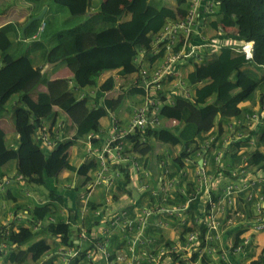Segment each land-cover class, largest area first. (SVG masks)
<instances>
[{
  "label": "trees",
  "instance_id": "1",
  "mask_svg": "<svg viewBox=\"0 0 264 264\" xmlns=\"http://www.w3.org/2000/svg\"><path fill=\"white\" fill-rule=\"evenodd\" d=\"M52 1L66 7L73 16L86 14L92 6V0ZM156 1L157 5L152 4L154 0H130L120 14L109 12L107 8L100 9L95 14H86L82 22L58 30L55 33V44L52 47L47 46L43 55L49 62L65 61L72 72V75L67 78L52 80L45 76L46 74L42 73L40 68L33 65L28 53L16 56L9 53L11 39L7 34L15 29V26L8 23L0 28L2 61L0 112L5 110V104L10 97L22 90L21 97L14 108L16 131L19 134L18 146L11 148L6 144L4 130L0 127V166L10 161L18 162L17 175H20L28 185L36 186L45 185L49 178L59 182L62 172L68 170L81 179V184L74 186L75 191L85 189L90 179L89 172L96 169L97 164L87 160L75 166L63 160V154L77 141L87 138L90 133L99 132L102 129L101 118L104 116H108L109 119L114 116L119 119L120 124L124 125L134 109L142 104L143 100L139 97L136 102L135 96L143 94V90L136 87L134 81L131 85H125L124 89L123 85L117 88L115 79L109 77L98 86V90L100 93L111 90L116 93V90H119L115 97H103L100 94L99 101L93 100L92 106L88 103V97L82 98L80 94L86 87H96L100 75L106 70L119 69L120 74L124 75L137 71L138 65L134 59L140 50H145V57L149 62L152 64L156 62L159 56L152 54L151 42L153 43L155 35L168 21L179 20L186 16L191 0H174V3L173 0ZM215 1L217 3L216 18L210 22V25L214 29L221 25L237 28L235 41L243 43L254 40L253 59H247L244 52L230 45H224L218 51H211L210 48L198 49V56L188 58L186 62V64H192L193 70L187 74L186 78L181 76L190 86L195 87L193 98L177 97L174 104H164L157 114L161 120L160 124L150 125L143 132L136 130L125 137L129 152L135 154H146L152 148L150 140L153 138L164 144L182 145L181 153L178 157H174L173 163L170 164L163 158L168 166L174 165L173 168L171 167L170 176H177L181 181L188 167L185 159L193 156L199 148L198 145L191 144L196 143L202 133L212 131L218 135L222 134L231 118L240 117L250 110L240 107L242 102H250L253 106L264 103V0ZM128 14L131 16L130 20L122 21V17ZM30 18L21 25L22 28L25 27L23 37L29 38L31 44H40L41 41L33 36L38 32L42 20H33L29 23ZM69 78L73 80V85L69 83ZM39 84H44L46 89L38 92V99L35 101L30 97V93L35 91ZM165 86H168V81L165 82ZM125 96L129 98L134 96L126 119L120 118L116 113L123 104ZM55 106L69 116L72 126L71 134L70 138L57 141L53 149L47 150L35 137L33 129L42 125V120L49 117H53L52 125L57 124ZM216 119H218V125L213 128ZM262 139L264 141V129ZM93 140L95 144L99 141V139ZM243 146H246V141L236 142L231 146L234 152H231V148L229 151L226 150L223 159L236 165L238 158L240 159L237 152ZM247 156L248 170L264 169V150L257 149L247 153ZM197 163L198 161L195 160L190 167L197 166ZM145 165L149 166L148 157L145 158ZM114 167H117L115 169L121 173L120 178L125 176L118 180L117 189L114 190L113 195L117 200L122 199L125 194L130 195L127 189L130 181L128 166L119 164ZM211 168V172L216 169L213 160ZM222 171L230 172V169L226 167ZM193 182L198 185L196 181ZM241 195L244 197V194ZM47 197L49 201H57L59 205L65 203L64 194L54 189ZM92 201L90 202L91 210L96 207ZM77 204L79 207L71 215L73 220L77 219L75 217L81 209V203L77 202ZM28 210L32 216L29 221L33 225L35 221L47 218L52 207L35 205ZM86 224L90 229L94 227L91 216L87 217ZM192 229L191 227L187 230ZM158 231L159 228H157ZM40 232H42L41 236L36 237V240L28 243L25 248H21L39 232L33 231L32 227L28 226H20L17 230L12 229L7 242L15 247L11 248L8 255L4 257L5 261L27 264L28 260H32L36 264H54L55 255L49 256L51 244L46 241L45 235L53 239L56 244L60 242L64 245H75L71 225L60 220V217L56 223L43 225ZM239 240L237 238L235 242L239 243ZM16 247L19 248L16 250ZM194 256L198 258L197 253ZM202 260L205 262L206 257ZM260 260L264 262V256L250 264H260Z\"/></svg>",
  "mask_w": 264,
  "mask_h": 264
},
{
  "label": "built area",
  "instance_id": "2",
  "mask_svg": "<svg viewBox=\"0 0 264 264\" xmlns=\"http://www.w3.org/2000/svg\"><path fill=\"white\" fill-rule=\"evenodd\" d=\"M216 8L215 0H191L184 18L168 21L155 35L152 54L159 56L156 62H149L145 57V50H141L135 58L140 68L134 84L143 90L140 95L142 104L134 109L124 125L112 116L107 130L101 129L87 136L88 161H94L97 167L89 172L90 179L85 189L73 191L74 199L82 204L79 218L73 220L66 208L59 211L60 220L74 226L77 237L74 239V246L61 244L50 254L56 256L54 263L237 264L236 258L245 257L252 248V234L264 231V169L248 170L247 160V153L257 149L264 150V103L259 104L257 109L244 112L240 117L231 118L222 134L212 131L206 133L197 144V152L185 159L188 168L195 160L198 161L196 182L197 179L199 182L191 195H186L184 189L179 187L183 185V180L170 176L172 168L164 159L157 164L158 170L154 172L150 166L145 165V159L144 162L141 160L140 154L129 152L125 140L127 135L136 130L143 132L150 125L160 124L157 114L164 104H174L177 97L193 98L192 87L181 78L182 66L188 62V58L198 56V49L210 48L211 51H217L228 41L223 38L209 40L205 35L204 28L207 23L216 18ZM43 29L44 25H41L33 38H38ZM240 48L247 59L253 58V41H245ZM166 81L168 86H165ZM73 83L70 81L71 85ZM107 93L91 89L90 92L84 90L80 95H94L93 100L99 101L98 96L101 94L106 97ZM63 127V122H57L56 125L44 124L34 128L33 133L45 149L51 150L57 141L65 139ZM93 139L99 141L95 144ZM238 141H246V146L237 152L240 156L238 163H226L223 159L224 152L229 151ZM231 152H234L233 147ZM212 160L216 167L214 172H210ZM119 164L128 166L130 184L127 189L130 195L125 194L122 199L116 200L113 194L117 189V182L125 177L120 178L121 173L115 169L117 167L113 168ZM226 167L233 173L234 178L216 195L213 190L214 173L225 170ZM187 169L184 175L189 173ZM9 182L6 179L0 186ZM173 192L188 196L186 202L173 205ZM241 194H244L246 202L253 209L252 220L238 211L236 203ZM197 198L204 201V206H198L196 213L190 218L193 229L187 230L188 235L184 234V243L178 245V248L177 245L176 248L160 246L163 234L157 232V228H169L175 215L185 212L187 214L179 217L190 215ZM91 200L96 204L92 210ZM226 209H231L230 213L236 211L243 220L252 225L240 237L239 243L228 242L226 246L217 249V244L222 243L225 234L222 213ZM71 211L74 214L76 207ZM8 216L13 221L31 215L28 210H23L9 211ZM86 216L92 217V229L86 225ZM183 219V223H188L189 220ZM57 221L55 215H50L35 221L33 230L39 231L43 225ZM12 229L15 228L10 221L0 224V259L8 255L15 246L7 242ZM195 253L198 258H195ZM203 257H206L205 262Z\"/></svg>",
  "mask_w": 264,
  "mask_h": 264
},
{
  "label": "crops",
  "instance_id": "3",
  "mask_svg": "<svg viewBox=\"0 0 264 264\" xmlns=\"http://www.w3.org/2000/svg\"><path fill=\"white\" fill-rule=\"evenodd\" d=\"M129 1L130 0H92L91 9L86 14L88 13L95 14L100 9L103 10L105 8H107L109 12H112L114 14H120ZM59 8L60 7L57 6V4H55L52 0H0V28L8 23H12L15 26L14 27L15 29L11 30L7 34L9 38L11 39V45L8 51L10 52V48L16 45V50L19 53H21L22 51L23 53H28L32 59L33 65L35 67L40 68L41 72L46 74L45 76H47L48 78L52 80L54 78L70 77L72 75V72L70 68L67 66L65 61H62V60H57L54 62L46 61L45 56L43 55L45 48L47 46L52 47V45L55 44L56 42L55 33L58 30L76 25L77 23L82 22L86 18V14L77 15V16H80V19H77V23L73 24L75 21H73L72 19H66V17H64V19L58 18ZM44 10H45V13L42 18V22L46 24V27L44 29L43 35L38 40V41H41V43L31 44V40L29 38L27 39L23 37L24 36L23 31L25 27L22 28L21 25L24 24L28 20V18L35 17ZM77 16H74V17H77ZM130 17H131L130 14L125 15L122 17V21L126 22L130 20ZM212 29L213 31H217L214 28ZM18 32L20 35L18 34ZM217 37L222 38L221 36H217ZM1 65H2V61H1V56H0V66ZM182 70H183V76L186 78L187 74L193 70V66L192 64H184L182 66ZM109 77H113L116 81L115 87L120 88L121 87L120 85H123V86L126 85L125 82H127V85H131L132 82L137 78V74L136 72H134L131 74L124 75V74H120L119 69L106 70L100 75L99 80H98V85L93 89L98 90V86H100ZM68 80H69V83L70 81L73 82L71 78H69ZM45 89H46V86L44 84L37 85L36 90L30 93V97L36 101L38 99V92L41 90H45ZM192 89H193V95H194L195 87L192 86ZM84 90L87 92H90L91 88L86 87L84 88ZM21 94H22V90H19L18 92L14 93L9 98V100L6 102L5 110L3 112H0V127L4 130V133H5L4 141L11 148H16L19 142V134L17 133L16 128H15L14 108L16 107L15 105L17 104L19 97H21ZM111 94H112V90L109 91L106 96L112 97ZM15 96H17L18 98H14ZM87 97L89 99L88 103L92 105L94 95H89ZM133 97L134 96L130 98L126 96L124 97L123 104L119 108L118 112H116L120 118L126 119L128 117L127 116L129 112L128 109H129V106L133 102ZM135 97H136L135 101L137 102L140 96L136 94ZM256 105L253 106L250 102H242L240 104V107L252 109ZM12 111H13V115L11 114ZM55 111H57L56 121L63 122L64 124L63 132H64L65 138H70L69 135L71 134V130H69L70 134H68V131H67V124L69 126L68 127L69 129H71L72 127L71 122L69 120V116L65 112L57 108V106H55ZM52 120H53V117L45 118L42 120V124L43 123L51 124ZM109 123H110V119L108 116H104L101 118V128L102 129H106ZM217 125H218V119H216L215 125L213 128H216ZM204 134L205 133H202V135L197 140V142L191 145L192 146L197 145L199 141L203 138ZM176 146L182 147V145L180 144L174 145L173 147H176ZM165 147L168 148V146H165ZM87 158H88V155H87L86 138L83 140L77 141L62 156L63 160H67L69 161L70 164L75 165V166H79L82 162L86 161ZM79 161H80V164L78 163ZM224 161L226 163L231 162L229 160H224ZM17 168H18V162L16 161H10L5 165L0 166V183L6 179L10 181L9 184H3L2 186H0V224H4L6 221H10L13 227L18 229L20 226H27L25 222L29 221V219L22 221V222H20L21 220H18V219L11 221V218L8 216L9 211L18 212L17 210H22V209L27 210L26 208L27 206H32L35 202L39 203V200H37L35 195L32 193L31 187H28L25 185L22 186L19 183L18 178L15 179V177H18ZM71 174H75V173L68 171V170H64L60 176V179L67 178ZM188 175L189 173H187V175L184 176L183 185L186 187L188 193H194V191L197 188V185L193 186V185L188 184L186 186L184 182V180L187 178ZM215 177H219V174L215 175ZM50 179L51 178L47 180V183L50 182ZM28 191H29V194H28ZM71 196H72L71 192L69 193V195H66L65 203H64V205L66 206L65 208L68 207L71 209L74 206L79 207L78 204H75L74 201L71 200ZM67 197H68V202H69L68 206H67ZM43 201L47 202L48 199H43ZM192 207L193 209L191 211V214H195L197 207H198L197 202H194ZM238 211L240 213H245L244 211H240V210ZM173 224L174 222L171 223V229H169V231H166L165 234H163L162 231L159 229V231L164 236H166V244L167 242H170L173 245L172 240H175V238L171 236ZM247 231L248 230H246V232ZM236 235H238V233H236ZM261 256H264V231L252 234V248L249 252V256H248L249 259L247 260L248 262L247 263L244 262L245 257H240V258L237 257L236 260H237V264H250L252 261L258 260ZM0 264H17V263H14V262L7 263L5 259L2 258L0 261ZM260 264H264V262L260 260Z\"/></svg>",
  "mask_w": 264,
  "mask_h": 264
},
{
  "label": "rangeland",
  "instance_id": "4",
  "mask_svg": "<svg viewBox=\"0 0 264 264\" xmlns=\"http://www.w3.org/2000/svg\"><path fill=\"white\" fill-rule=\"evenodd\" d=\"M173 3H174V0H173ZM152 4L157 5V1L154 0V3H152ZM57 6L60 7L59 10H58V12H59L58 18L64 19V17H66V19H72L73 21H75L73 24H76L77 23V19H80V16L74 17L73 15H71L66 7L61 6V5H57ZM163 12L167 13V11H164V10H163ZM213 19H215V17ZM221 27L224 28V30H223V32H221L222 34H218L217 31H213V29H212L213 27L208 22V25H207V28H206V32H207L206 33V37L209 40H212V39L223 40L222 38H219L217 36L225 35V36H227V38H233V34L237 33V28H235V27H225V26H222V25H221ZM52 28H54V27H52ZM214 36H216V37H214ZM233 39H234V42L239 43V41H235V38H233ZM233 39H230V40H228V41H226L224 43H226V44L229 43V42L234 43ZM215 43L218 44V42H215ZM217 50H219V49H217ZM10 52H11V54H13L15 56L23 54V51L21 53H19L16 50V45H14V46H12L10 48ZM125 84L127 85V82H125ZM118 91L119 90H116V93L112 91L111 95L113 97H115V95L118 93ZM14 98H18V97L15 96ZM19 99H20V97H19ZM258 105H259V103L253 108L257 109ZM11 114L13 115V111L11 112ZM124 115H126V114H124ZM68 127L69 126L67 124V131H68V134H70L69 130H71V129H69ZM15 128H16V125H15ZM150 144H151L152 148L146 154L141 153L140 154V158L144 162V159L148 157V164L153 169L154 172H157V170H158L157 164L163 158H165V160H167L171 164V162L173 163V160H175L174 157H178L179 154L181 153V149H182L181 146L173 147L170 144H164L162 142H159V141L155 140V138L150 140ZM263 144H264V141H263ZM165 146H168V148H166ZM250 149H252V147ZM166 154H168V155H166ZM78 163L80 164V161ZM171 167L173 168L174 165L172 164ZM187 170H189V175L184 180L186 186L188 184L196 186V184H194V182H193L196 179V175H197L196 166L195 167H190L189 166V168ZM219 172L220 173L217 172L219 174V177H214V180H213V190H214V193L216 195L220 194L223 191L224 187L228 184L229 180L231 178H233V173H231V172H223V171H219ZM217 173H214V176L218 175ZM17 178H18L19 183L22 186L25 185V186H28V187L32 188V193L35 195L36 199L39 200V202L41 200H43V199H48L47 196H48L49 192L52 189L56 190L58 193L64 194V196L66 198V195H69V193L71 192L70 187H71V184L73 183V181L76 184H78V185L81 184L80 177L76 176L75 174H71L69 177L64 178V179L62 178V179L59 180V182H56L55 180L50 179V182H48L47 184H45L43 186H36L35 184L28 185V183H26V181L23 180L22 177L20 178V175H18V177H15V179H17ZM197 182H199L198 179H197ZM179 187H182V189H184L183 191L186 192L185 193L186 195H191V193L187 192V189H186V187L184 185H180ZM187 198H188V196L185 197V195L183 193L182 194L181 193H175L174 194V192H173V199L172 198H170V199H172L171 203L173 205L178 206V205H181L184 202H186ZM144 201H147V199H145ZM195 202H197V206H199V207H203L204 206V201L201 198H199V199L197 198L195 200ZM68 204H69V202H68V197H67V206H68ZM35 205H40V204L38 202H35L32 206L34 207ZM45 205H50L52 207V210L49 212V215H55L56 217H60L59 216L60 207H59V204H58L57 201H48L47 204H45ZM236 206H237L238 210L245 212V214H246L248 219L252 220L254 218V214H253L252 208H251L250 204L245 201L243 195H240L237 198ZM17 211L21 212V211H23V209L22 210H17ZM68 212H69L70 216L73 214L70 209H68ZM230 212H231V209H226L222 213V220H223V226L222 227L224 229L223 233H225V234H224L222 243H218L217 244V249H220L222 246H226V243H228V242L233 243L237 238L240 239V237L243 235V233L246 232V230H248L251 227V225H252L250 222L243 220L242 216H239L236 211H233V213H230ZM183 214H187V212L182 213L180 215H175L173 220H172V222H174V224H173V227H172L171 236L173 238H175V240H172L173 245H172V243L167 242V244L171 248L172 247L176 248V245H177V248H178V245H181L182 243H184V240H185L184 239V234L188 235L187 229L189 227H193L192 224H191V219L190 218L193 217L194 214H191V212H190V215H187V216L183 217L186 220H189L188 223L187 222L183 223L184 219L182 217H179V216H182ZM75 218H79V214H77V216ZM27 219H28V216H26L23 219H21L20 222L25 221ZM25 224L28 227H32V223H30L29 221L25 222ZM169 229H171V226L169 228L163 229L161 231H163V234H165L166 231H169ZM236 233H238V235H236ZM41 234H42V232H40V231H39L38 234H34L27 241V243L33 242L34 240H36V237L41 236ZM235 235H236V237H235ZM45 239H46V241L49 244H51V249H50L51 252L55 251L56 248H58L61 245L60 242H58L56 244L53 239L51 240L48 237V235L45 236ZM167 244H166V236L163 235L161 237L159 245L160 246H163V245L166 246ZM27 245L28 244H23L22 248L23 247L25 248ZM18 248L19 247H16L15 249L17 250ZM250 250H249V252H250ZM249 252L244 258V262L245 263L248 262L247 260L249 259V257H248L249 256ZM173 256L175 257V255H173ZM1 259H0V261H1ZM4 259H6V258H4ZM54 259H56V257H54ZM17 264H19V263H17ZM27 264H36V262H34L32 260H28ZM54 264H56V263H54ZM181 264H186V263L181 262Z\"/></svg>",
  "mask_w": 264,
  "mask_h": 264
},
{
  "label": "clouds",
  "instance_id": "5",
  "mask_svg": "<svg viewBox=\"0 0 264 264\" xmlns=\"http://www.w3.org/2000/svg\"><path fill=\"white\" fill-rule=\"evenodd\" d=\"M43 16H44V15H43ZM41 20H42V19H41ZM213 20H214V19H213ZM213 20H211V21H213ZM211 21H210V22H211ZM210 22H209V23H210ZM41 25H44V29H45L46 24H45L44 22H42ZM207 25H208V23H207ZM207 25H206V27L204 28L205 35H206V28H207ZM44 29H43V31L40 33L39 37L36 38L37 40H39V39L41 38V36L43 35ZM219 29H220V30H219ZM216 30H217V33H218V34H222L221 32H223L224 28H222L221 26H219V28H217ZM235 35H236V34H233V38L236 37ZM221 37H222L223 39H227V40L233 39V38H227V36H225V35H222ZM247 41H249V40H247ZM251 41L254 42V40H251ZM233 42H234V39H233ZM235 43H236V42H234V43H230L229 45L232 46V47H234V48H236L237 50H240V51H241V48H240V47H241V44H242V43H241V42L236 43L237 45H236ZM243 43H244V42H243ZM151 45H152V42H151ZM226 45H228V43H227ZM254 46H255V42H254ZM140 51H141V50H140ZM140 51H139V52H140ZM217 51H218V50H217ZM253 52H254V51H253ZM138 55H139V54H138ZM136 57H137V56H136ZM252 59H253V58H252ZM252 59H249V60H252ZM134 60H135V59H134ZM134 62H135V61H134ZM135 63H136V62H135ZM136 64L138 65V70H139L140 65H139L138 63H136ZM138 70L135 71L136 74H138V73H137ZM133 73H134V72H133ZM182 74H183V70H182ZM191 87H192V86H191ZM93 88H95V87H93ZM93 88H91V89H93ZM86 97H87V96H86ZM82 98H83V97H82ZM43 124H44V123H43ZM43 124H42V125H43ZM47 125H48V124H47ZM49 125H52V123L49 124ZM40 126H41V125H40ZM87 160H88V158L86 159V161H87ZM86 161H84V162H86ZM73 184H74V185H73ZM73 184H72L71 187H70V190H71V193H72L71 200H73L74 203L77 204V202L79 203L80 201L74 199L73 191H75L74 186L76 185V183L74 182ZM79 191H80V190H79ZM28 192H29V191H28ZM48 201H49V200H48ZM48 201H47V202H48ZM47 202H44L43 200H41L39 203H40V205H43V204L45 205V204H47ZM80 203H81V202H80ZM81 205H82V204H81ZM59 207H60V209H61V208H65L66 206H65L64 204H62V205L60 204ZM26 208H27V210H28V208H31V206H27ZM77 208H78V207L76 206V210H77ZM66 209L68 210V209H70V208L67 207ZM71 209H72V208H71ZM71 209H70V210H71ZM28 211H29V210H28ZM78 211H80V210H78ZM75 212H76V211H75ZM29 213H30V212H29ZM30 215H31V214H30ZM49 216H50V215H49ZM70 217H71V216H70ZM87 217H88V216H86V219H87ZM31 218H32V216H29V217H28V219H31ZM57 218H58V217H57ZM71 218H72V217H71ZM72 219H73V218H72ZM33 225H34V223H33ZM33 225H32V230H33ZM86 225H87V224H86ZM41 228H42V227H41ZM71 229H72L73 239H75V238L77 237V233H76V231H75L76 228H75L74 226H71ZM15 230H17V228H15ZM33 231H34V230H33ZM39 231H40V230H39ZM39 231H38V232H39ZM75 235H76V236H75ZM14 247H15V246H14ZM14 247H12V248H14ZM56 249H57V248H56ZM50 252H51V251H50ZM53 252H54V251H53ZM53 252H51V253H53ZM51 253H49V256H50ZM51 256H53V255H51ZM55 257H56V256H55ZM54 260H55V259H54Z\"/></svg>",
  "mask_w": 264,
  "mask_h": 264
},
{
  "label": "water",
  "instance_id": "6",
  "mask_svg": "<svg viewBox=\"0 0 264 264\" xmlns=\"http://www.w3.org/2000/svg\"><path fill=\"white\" fill-rule=\"evenodd\" d=\"M44 13H45V10L42 11L39 15H37V16H35V17H32V18L30 19L29 23L32 22L33 20H41V19L43 18ZM200 163H201V162H200ZM18 166H19V165H18Z\"/></svg>",
  "mask_w": 264,
  "mask_h": 264
}]
</instances>
